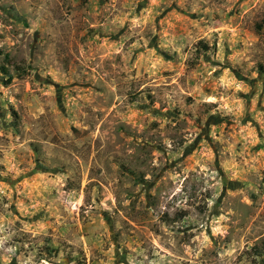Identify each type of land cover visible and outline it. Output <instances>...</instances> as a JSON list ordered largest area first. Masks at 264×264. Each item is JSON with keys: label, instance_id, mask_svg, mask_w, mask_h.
Masks as SVG:
<instances>
[{"label": "rangeland", "instance_id": "1", "mask_svg": "<svg viewBox=\"0 0 264 264\" xmlns=\"http://www.w3.org/2000/svg\"><path fill=\"white\" fill-rule=\"evenodd\" d=\"M263 240L264 0H0V264Z\"/></svg>", "mask_w": 264, "mask_h": 264}, {"label": "trees", "instance_id": "2", "mask_svg": "<svg viewBox=\"0 0 264 264\" xmlns=\"http://www.w3.org/2000/svg\"><path fill=\"white\" fill-rule=\"evenodd\" d=\"M204 48H206V45H203ZM253 254L256 256H260L261 254L264 253V240L261 242L259 246H256L252 249Z\"/></svg>", "mask_w": 264, "mask_h": 264}]
</instances>
